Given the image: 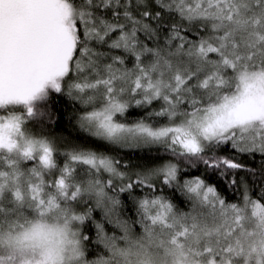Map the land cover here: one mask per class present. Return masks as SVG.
<instances>
[{"label":"snow or ice","instance_id":"snow-or-ice-1","mask_svg":"<svg viewBox=\"0 0 264 264\" xmlns=\"http://www.w3.org/2000/svg\"><path fill=\"white\" fill-rule=\"evenodd\" d=\"M48 85L115 151L56 172L9 107L31 116ZM133 188L140 231L103 238L119 264H264V0H0V264H33L25 213L82 223L74 202L111 214Z\"/></svg>","mask_w":264,"mask_h":264},{"label":"trees","instance_id":"trees-1","mask_svg":"<svg viewBox=\"0 0 264 264\" xmlns=\"http://www.w3.org/2000/svg\"><path fill=\"white\" fill-rule=\"evenodd\" d=\"M33 114L27 116V107L24 104L9 106L10 110L26 117L24 130L26 134L46 139L52 144L55 151L58 168L62 167L68 160L67 153L81 151H115L103 142L93 137L89 131L81 126L80 118L87 110L86 107L69 94L67 86L60 92L55 91L51 85L45 87L44 91L31 102ZM133 116L138 115V110H133ZM85 167L81 166L76 172V179L82 180L85 177ZM53 173V175L56 174ZM115 198L120 203L113 213L108 214L104 207H96L92 198H83L74 202V207L80 214H86L91 210V215H86L85 220L79 223L82 232L88 239L85 241L87 258L89 260L107 256L108 252L101 247L106 236L123 235L117 221L131 224L138 233L140 209L139 201L144 193L140 188H133L125 192L114 191ZM102 226L103 231H101Z\"/></svg>","mask_w":264,"mask_h":264},{"label":"clouds","instance_id":"clouds-1","mask_svg":"<svg viewBox=\"0 0 264 264\" xmlns=\"http://www.w3.org/2000/svg\"><path fill=\"white\" fill-rule=\"evenodd\" d=\"M19 223L22 227L18 226L15 229L14 236L17 233H28L29 236L33 233L40 234L39 238L30 240H23L21 235L25 246L17 249V251H23L33 264H95L102 259L109 260L110 264H119V260L122 259L120 257L111 259L113 251L106 248L102 240V246L108 255L89 260L85 245L86 234L78 226V221H72L70 218L65 220L63 215L48 213L40 217L39 214L25 213V217L21 218ZM4 231H7L6 227L0 225V232ZM117 245L124 246L120 241H117ZM5 246L0 243V248Z\"/></svg>","mask_w":264,"mask_h":264},{"label":"rangeland","instance_id":"rangeland-1","mask_svg":"<svg viewBox=\"0 0 264 264\" xmlns=\"http://www.w3.org/2000/svg\"><path fill=\"white\" fill-rule=\"evenodd\" d=\"M82 173H85L84 175L86 176V174H87V170L85 169V172H82ZM93 200H94V199H93ZM139 229H140V227H139ZM101 247L104 248V247L102 246V243H101Z\"/></svg>","mask_w":264,"mask_h":264}]
</instances>
